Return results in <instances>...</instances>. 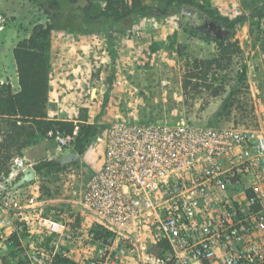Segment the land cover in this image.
I'll return each instance as SVG.
<instances>
[{"label": "rangeland", "instance_id": "obj_1", "mask_svg": "<svg viewBox=\"0 0 264 264\" xmlns=\"http://www.w3.org/2000/svg\"><path fill=\"white\" fill-rule=\"evenodd\" d=\"M45 1L0 0L1 84L16 87L13 48L18 41L29 36L35 25L52 22ZM166 1L144 3L165 8ZM200 2L230 20L243 16L231 34L224 37L225 42H237L241 52L233 56L227 67L213 62L209 71L211 89L200 85L186 93L182 88L195 59H214L220 52L218 42L197 28L210 17L196 5L173 6L161 16H143L129 27L113 21L101 22L92 33L52 30L50 71L54 87L50 111L55 118L73 120L80 127L93 124L96 133L78 161L65 164L46 177L37 175L16 189L11 186L19 175H12L11 160L9 174L4 169L0 173V213L5 207L2 200L9 197L12 208L5 211L19 215L17 222L21 217L33 219L35 214L29 213V209H23L20 216L18 208L25 206L28 196L33 194L44 216L62 215L71 226L85 230L102 225L105 221L87 209L82 200L89 178L103 163L107 126L117 117L216 127L245 126L264 131V18L252 15L257 6H264V0ZM184 6L191 13L183 11ZM63 11L75 21L83 20L76 4L67 3ZM73 47L77 54L71 52ZM243 70L245 77L241 81L239 75ZM196 71L202 75L200 70ZM216 88H221L219 95H213ZM2 127L0 123V141ZM56 147L54 138L36 137L21 156L28 154L37 164L61 156L56 154ZM146 222L124 233L122 246L127 255L138 257L142 250L161 251L156 228ZM74 245L77 252L68 257L74 260V256L77 263L83 264L87 258L82 252L84 248ZM60 247L67 250L62 242ZM93 247L85 246L88 250ZM16 251L11 247L3 255L16 256Z\"/></svg>", "mask_w": 264, "mask_h": 264}, {"label": "built area", "instance_id": "obj_2", "mask_svg": "<svg viewBox=\"0 0 264 264\" xmlns=\"http://www.w3.org/2000/svg\"><path fill=\"white\" fill-rule=\"evenodd\" d=\"M77 135V128L72 134L48 132L58 155ZM103 141V163L89 178L82 202L112 234L100 238L62 215L44 216L34 195L17 207L20 216L25 208L35 216L17 222L19 215L5 211L12 208L8 197L0 213L1 264H65L59 260L68 257L62 239L83 246V264H133L122 238L146 221L166 245L159 253L131 256L135 264H264L262 129L117 117ZM28 165L15 156L12 175ZM11 247L16 256L3 255Z\"/></svg>", "mask_w": 264, "mask_h": 264}, {"label": "trees", "instance_id": "obj_3", "mask_svg": "<svg viewBox=\"0 0 264 264\" xmlns=\"http://www.w3.org/2000/svg\"><path fill=\"white\" fill-rule=\"evenodd\" d=\"M67 3L76 4L81 9L83 20L75 21L63 11ZM186 4L196 5L204 10L209 19L221 20L231 32L243 18L240 16L230 20L220 16L214 9H206L200 0H167L165 8L148 5L144 0H46L45 5L51 11L52 22L47 25H35L32 33L19 40L13 48L19 90L14 91L10 83H0V123L4 129L0 141V173L4 169L5 174L8 175L9 162L17 155L21 156L23 149L33 138L47 137L49 131L72 134L77 128L78 136L71 147H74L79 154L84 151L91 137L96 133L93 124L80 127L73 120L52 118L48 115L53 29L92 33L99 28L101 22L113 21L129 27L132 22L143 16H161L173 6L179 8ZM252 15L264 18V6H257ZM215 40L220 48L219 55L214 59L194 60L192 70L184 77L182 83L186 93L200 85L211 89L213 86L209 82V71L213 62L216 61L219 67H227L232 62L233 56L241 52L237 42H225L224 37ZM196 70H200L202 75ZM244 77L245 70L239 75V79L243 81ZM220 89L216 88L213 95H219ZM33 166L38 176L46 177L50 172L64 168L66 165L57 162L56 158H51ZM92 230L100 238H108L112 234L111 231L103 229L102 225L95 226ZM16 243L19 245L17 240ZM160 245L166 244L161 242ZM59 260L65 264H79L64 255H60Z\"/></svg>", "mask_w": 264, "mask_h": 264}, {"label": "water", "instance_id": "obj_4", "mask_svg": "<svg viewBox=\"0 0 264 264\" xmlns=\"http://www.w3.org/2000/svg\"><path fill=\"white\" fill-rule=\"evenodd\" d=\"M183 11L191 13L190 11H187L185 9V6L183 7ZM200 31L204 32L207 37H212L214 39H222L225 36H228L231 34V30L226 27L221 20L212 19V20H206L202 24L198 25L197 27ZM81 158L78 151L71 147L68 151H66L64 154L56 158V161L65 165L69 164L75 161H78ZM37 173L36 169L33 165H28L22 173L19 175L17 180L13 183L11 186V189H16L26 183H29L36 179Z\"/></svg>", "mask_w": 264, "mask_h": 264}, {"label": "crops", "instance_id": "obj_5", "mask_svg": "<svg viewBox=\"0 0 264 264\" xmlns=\"http://www.w3.org/2000/svg\"><path fill=\"white\" fill-rule=\"evenodd\" d=\"M75 48L76 47H73L72 49V53L73 54H75L77 51L75 50ZM98 51L96 50V53H97ZM77 54V53H76ZM16 79H17V81H16V87H14V91H18L19 90V80H18V74H17V71H16ZM61 83H64V80H61ZM54 83H53V81H52V79H51V81H50V91H49V101H48V115L50 116V117H52V118H55V116H54V114H52L51 113V111H50V101H51V99H52V94H53V92H52V89H53V87H54V85H53ZM57 118V117H56ZM61 119H65V118H61ZM53 149H51V151H52ZM56 154H57V152H56ZM25 159H26V161L29 163V164H31V165H34L35 163H34V158L33 157H31L30 155H28V154H26L25 155V157H24ZM33 195V194H32ZM31 196V195H30ZM37 203H38V201H37ZM61 242H62V244H64L67 248V253H68V255H72V253L73 252H77V248H76V246L74 245V242H72V241H70V240H67V239H62L61 240ZM81 249H83V248H81ZM79 252V251H78ZM82 252H84V251H82ZM75 261H77V262H79V260H78V258H75L74 256H71ZM129 260H130V262L131 263H133V264H135V260L130 256V258H129Z\"/></svg>", "mask_w": 264, "mask_h": 264}, {"label": "flooded vegetation", "instance_id": "obj_6", "mask_svg": "<svg viewBox=\"0 0 264 264\" xmlns=\"http://www.w3.org/2000/svg\"><path fill=\"white\" fill-rule=\"evenodd\" d=\"M206 20H212V19H206ZM206 20H205V21H206Z\"/></svg>", "mask_w": 264, "mask_h": 264}]
</instances>
